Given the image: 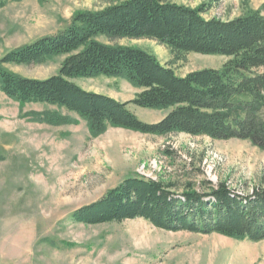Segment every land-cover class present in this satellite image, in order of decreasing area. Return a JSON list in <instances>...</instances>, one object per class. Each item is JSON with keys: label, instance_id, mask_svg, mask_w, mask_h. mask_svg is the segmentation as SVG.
Segmentation results:
<instances>
[{"label": "rangeland", "instance_id": "obj_1", "mask_svg": "<svg viewBox=\"0 0 264 264\" xmlns=\"http://www.w3.org/2000/svg\"><path fill=\"white\" fill-rule=\"evenodd\" d=\"M121 1L8 0L0 8V59L60 33L78 12H97ZM170 1L192 9L207 5L204 19L229 21L255 12L264 16V0ZM99 41L141 49L179 77L219 70L229 60L174 53L151 40ZM63 59L2 68L42 80L56 75ZM72 82L120 103L140 92L120 78ZM128 109L146 124L166 114L133 105ZM43 113L68 117L75 124L51 126L33 120L32 114ZM130 177L170 184L177 193L224 183L240 195H250L264 190V151L247 141L184 134L156 137L114 128L92 138L76 115L43 104L20 106L0 92V264H264V240L166 232L140 219L96 226L71 222L75 210Z\"/></svg>", "mask_w": 264, "mask_h": 264}, {"label": "trees", "instance_id": "obj_2", "mask_svg": "<svg viewBox=\"0 0 264 264\" xmlns=\"http://www.w3.org/2000/svg\"><path fill=\"white\" fill-rule=\"evenodd\" d=\"M8 0H0V8ZM207 5L189 8L170 0H123L97 12H78L67 28L15 49L0 59V92L20 106L43 104L64 109L85 122L96 138L108 128L164 137L184 134L212 141H247L264 151V16L249 13L229 21L204 19ZM151 40L174 53L220 56L219 70L183 77L138 48L102 43ZM64 57L46 79L21 77L4 65L30 66ZM120 78L140 92L130 102L87 92L72 81ZM165 111L153 124L128 109ZM51 126L75 124L54 113L32 114ZM210 187V183H207ZM144 220L166 232L264 240V190L240 195L224 183L206 191L130 177L101 199L75 210L74 224L96 226Z\"/></svg>", "mask_w": 264, "mask_h": 264}]
</instances>
